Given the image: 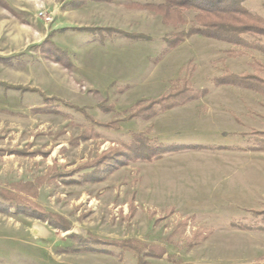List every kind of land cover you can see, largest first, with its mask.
<instances>
[{"label":"rangeland","instance_id":"374dc122","mask_svg":"<svg viewBox=\"0 0 264 264\" xmlns=\"http://www.w3.org/2000/svg\"><path fill=\"white\" fill-rule=\"evenodd\" d=\"M4 1L0 264H137L131 251L107 244L128 240L139 243L130 242L135 249L165 250L147 264H264V149L256 148L264 94L221 83L229 73L264 76V53L201 36L169 48L165 39L185 32L195 13L182 12L185 24L171 26L130 6L163 0L88 2L78 11L67 7L72 0ZM117 1L133 12L123 29L94 26L115 20L99 15V7L82 10ZM243 6L264 20V0ZM46 40L67 54L71 70L41 55ZM185 84L206 93L166 111L155 107L153 117L130 118L138 103L145 107ZM134 135L156 148L189 149L131 163L100 183L55 178L79 169V179L98 155ZM15 199L60 216L69 229L17 214Z\"/></svg>","mask_w":264,"mask_h":264},{"label":"trees","instance_id":"16d2710c","mask_svg":"<svg viewBox=\"0 0 264 264\" xmlns=\"http://www.w3.org/2000/svg\"><path fill=\"white\" fill-rule=\"evenodd\" d=\"M115 0H72L67 3L70 9H79L88 2L95 3H111ZM131 1V0H126ZM245 0H163L160 5H138L130 4L131 7L147 9L159 15L166 25L177 26L185 24L182 19V12L191 11L195 13L192 25L185 31L175 33L169 38L165 39V43L169 48H172L184 40L192 36H201L206 39L225 43L235 48H253L264 53V20L249 13L243 6ZM0 7L10 10L9 6L4 0H0ZM253 39L248 42L246 38ZM41 55L56 64L61 65L67 70H71L73 65L67 54L57 48L49 40H46L42 46L39 47ZM231 54V52H229ZM260 65L262 71L264 67ZM227 80L221 83H227L234 86H240L245 89L264 94V76L260 77L258 74H227ZM174 91L157 101L138 103V106L130 118H149L156 114L155 107L160 111L169 110L175 106H182L190 101L196 100L203 96L206 91H198L193 89L189 84L178 87ZM115 125V123H113ZM113 125V126H114ZM105 128H111V124H104ZM115 128L117 126L115 125ZM260 137L258 149H264V133H258ZM88 135L82 134L80 140H87ZM79 140L77 139L75 143ZM189 147H159L152 146L141 135H134L133 140L126 144H121L118 147H112L105 152L98 155L89 165L90 171L83 174L79 179H74V176L79 172V169H74L65 174L56 175L55 178L66 180L67 184H82V183H100L103 182L109 175L127 166L131 163L153 162L160 160L164 155L169 153L179 152ZM35 195L32 194V197ZM16 200V199H15ZM15 210L17 214H25L34 219L48 222L55 227H59L64 231L69 229V224L58 215L47 213L43 208L36 204L30 203L24 199L15 201ZM25 203L28 205H25ZM241 230H250V227L242 226ZM139 244L136 241H122L118 244L107 243L110 246H116L121 249L131 251L137 257V264H147L145 258H157L162 256L165 250L156 247L149 251L140 247L135 249L131 247L133 244ZM136 242V243H134ZM97 244H105L97 241ZM131 245V246H130ZM141 246V245H140ZM143 246V245H142ZM145 248V246H143ZM133 248V249H130Z\"/></svg>","mask_w":264,"mask_h":264},{"label":"crops","instance_id":"0c3cea01","mask_svg":"<svg viewBox=\"0 0 264 264\" xmlns=\"http://www.w3.org/2000/svg\"><path fill=\"white\" fill-rule=\"evenodd\" d=\"M66 1H69V0H66ZM127 4L128 3L125 2V1H117V2H114L111 5L88 4L87 6L82 8V10H85L86 8L89 9V8H93V7H99L100 8L98 10V11H100L99 15H100V13L103 16H105V17H112L114 15L115 20H112V21H110V20L109 21H101L100 22V20L96 19V20H93L94 22L92 23L94 26H113L114 28H117V29H123V28H126V26L130 25L131 16L133 15V12L131 11V8H128L129 10L126 9V5ZM129 4H130V2H129ZM117 6H122V8L117 9L116 8ZM78 10L76 9V10H73V11H78ZM115 11L119 13V16L117 15L118 16L117 19L115 17ZM135 15H137V14H135ZM143 18L145 20H147V15L144 16ZM144 19H141L140 21H144ZM87 21H89V20H86V19L84 20L83 26H88L89 23Z\"/></svg>","mask_w":264,"mask_h":264},{"label":"built area","instance_id":"2783aa9c","mask_svg":"<svg viewBox=\"0 0 264 264\" xmlns=\"http://www.w3.org/2000/svg\"><path fill=\"white\" fill-rule=\"evenodd\" d=\"M40 16H43V14H42V13H40ZM46 20H49V19L47 18Z\"/></svg>","mask_w":264,"mask_h":264}]
</instances>
